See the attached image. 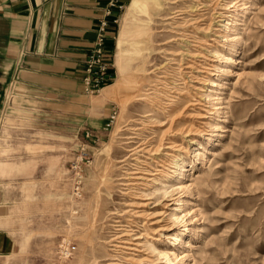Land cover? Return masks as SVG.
I'll return each mask as SVG.
<instances>
[{
	"label": "rangeland",
	"instance_id": "374dc122",
	"mask_svg": "<svg viewBox=\"0 0 264 264\" xmlns=\"http://www.w3.org/2000/svg\"><path fill=\"white\" fill-rule=\"evenodd\" d=\"M129 1L114 40V86L85 98L110 111L105 130L58 119L44 127L30 110L5 120L0 162L24 168L0 175L22 194L13 222L19 249L5 263L264 264V0H162L150 49L119 67V35L128 31L129 49L133 29L124 19ZM232 17L230 30L221 27ZM209 89L219 103L203 99ZM218 107L212 118L223 128L213 132L203 124L212 119L198 116ZM207 134L216 155L202 161L188 140L205 144ZM169 141L186 165L180 181L193 178L188 189H160L176 174Z\"/></svg>",
	"mask_w": 264,
	"mask_h": 264
},
{
	"label": "crops",
	"instance_id": "0c3cea01",
	"mask_svg": "<svg viewBox=\"0 0 264 264\" xmlns=\"http://www.w3.org/2000/svg\"><path fill=\"white\" fill-rule=\"evenodd\" d=\"M108 1H0V121L6 93L12 90L22 111L37 112L41 126L58 119L79 130L84 125L98 132L106 129L110 111L85 100L90 96L81 92V76ZM117 15L112 9L108 17L104 58L109 64L118 27L112 19ZM23 170L0 162V175ZM18 184L9 187L0 178V264L19 249L13 223L14 209L22 199Z\"/></svg>",
	"mask_w": 264,
	"mask_h": 264
},
{
	"label": "bare ground",
	"instance_id": "6f19581e",
	"mask_svg": "<svg viewBox=\"0 0 264 264\" xmlns=\"http://www.w3.org/2000/svg\"><path fill=\"white\" fill-rule=\"evenodd\" d=\"M163 6H164V2L162 0H149V1L148 0H130L129 1V3L126 6L124 19H125V21L133 22V29H132V32L130 33L131 42H130V48L129 49L123 48L124 43H126V34H128L127 33L128 31H126V30L122 31L119 35V39H118L119 48L115 54V60H116V63L118 64L119 67H122L121 64L123 62V59L126 56L129 55V57L131 56V58L142 57L144 54V51H146L147 49H150V40H151L150 24L154 22L156 17H159L160 15H162L161 12L163 10ZM179 10H181V9H179ZM136 20H139L142 23V25H136L135 24ZM234 20H236V19H233V17H232V19H228L225 23L221 24V27L225 28V30H230L231 29L230 25L232 22H234ZM220 21L224 22L225 20H220ZM222 37H224V40H228V41L232 40V38H229V36L226 34L223 35ZM239 38L240 37H238V35L234 36L235 41H237ZM209 40L215 41V39L212 37L209 38ZM218 53L221 54V52H217V54ZM220 57L222 59H224L225 61L233 62L232 57H229V56L224 57L223 55H220ZM185 67L186 68H192V65L186 64ZM210 83H211V87L217 86V85L218 86L222 85V84H216L215 81H210ZM112 84L106 86L103 90L107 91L108 89L112 88V86H114ZM221 87H223V86H221ZM211 93H215V90L209 89V92H207L206 94L203 95V97H204L203 99L206 101V103H209V101H212V100H215V102H214L215 104L219 103L220 98L212 96ZM219 109H220L219 107L215 108V109L213 108V109L208 111L209 115L200 114L198 116V118H200V119H206V118L209 120L212 119L211 121H206V122L204 121L203 124L209 126L210 129L213 130V132L216 131L217 129L223 128L222 126H220V124L218 122L220 120H218L216 118H212V115H214V114L217 115L215 117H217V118L219 117V113H221L219 111ZM200 131L198 133H200ZM198 133L195 132L194 134H191V135H194V136L195 135H201ZM207 135H209V136H206L207 138H205V140H206L205 144H203L201 141L195 139L196 137H190L188 140L189 145H197V148L195 149V151H196L195 156L200 157L202 161L205 160L206 154L216 155V152H214V150H212L208 146L213 141L210 138V136H213V135H210V134H207ZM212 145L213 146L220 145V140H215V143ZM175 146H176V144L174 141H169L167 146H165V153H166L165 155L171 157V159H172V162H171L172 164H171L170 168H174L176 174H175V176H172L171 180H167V183L166 182L163 183L160 181V184H161L160 189L161 190H165V189H168V188H171L174 186H177L178 188L183 187L184 189H188L192 185V183H190L193 180V178H191V176L187 180V181H189L188 183H182V181H180L182 179V177L184 176V172L186 171V169H185L186 165H185V162L182 160V158H180L178 154H175L176 153ZM192 167H193V164H192ZM162 173H164L163 170L161 171L160 175H162ZM153 181H155V180L153 179ZM197 181L200 183H204L206 185V182L208 181V179L206 177H199V178H197ZM174 237H175L176 241L183 243L182 236L175 235ZM161 255H163V257H167L168 253L159 251V257Z\"/></svg>",
	"mask_w": 264,
	"mask_h": 264
},
{
	"label": "built area",
	"instance_id": "2783aa9c",
	"mask_svg": "<svg viewBox=\"0 0 264 264\" xmlns=\"http://www.w3.org/2000/svg\"><path fill=\"white\" fill-rule=\"evenodd\" d=\"M3 1V0H0ZM125 3L120 0H109L104 16L99 19L96 27V37L94 45L84 60L83 73L81 76V92L86 96H97L112 80L111 65L104 58V45L107 35V27L109 25L108 17L112 9H116L119 15L112 19L113 24H119L120 13L123 11ZM22 108L18 106V102L12 90H9L5 96L4 109L2 119L0 121V132L5 127V120L10 116H18ZM113 119V115L111 116ZM74 170V195L80 196L81 175L77 165H73Z\"/></svg>",
	"mask_w": 264,
	"mask_h": 264
}]
</instances>
